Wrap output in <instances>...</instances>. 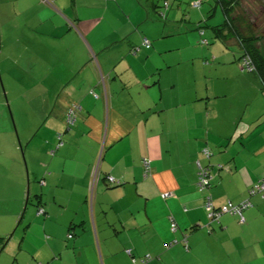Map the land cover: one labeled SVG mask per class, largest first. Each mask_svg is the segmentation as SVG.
I'll return each mask as SVG.
<instances>
[{"label": "crops", "instance_id": "0c3cea01", "mask_svg": "<svg viewBox=\"0 0 264 264\" xmlns=\"http://www.w3.org/2000/svg\"><path fill=\"white\" fill-rule=\"evenodd\" d=\"M45 1L16 2L14 8L1 3L8 26L20 13L26 19L7 37L8 46L17 49L6 56L10 90H21L27 103L39 92L45 103L39 117L51 126L37 147L40 191L34 188L45 213L30 212L15 242L19 250L26 248V262L17 253L10 259L16 248L10 247L11 231L21 221L24 198L29 202L28 180L0 100V264H133L129 249L135 257L149 254L147 264H264V196L250 197L242 223L229 213L210 221L204 205L206 194L216 207L227 200L237 203L264 177L262 85L255 81L247 90L250 99L232 101L234 87L204 86L198 73L182 77L178 66L191 58L216 77L220 65L233 62L223 53L208 57L203 49L188 59L156 47L158 40L149 49L140 43L132 52L127 34L138 21L130 15L122 29L129 31L106 34L104 15L86 11L78 0ZM42 12L48 14L40 19ZM39 44L40 67L33 61ZM233 70L237 75V67ZM71 105L78 109L74 125L66 129ZM57 132H62L61 145ZM26 140L29 146L31 137ZM204 147L209 157L201 153ZM141 157L150 159L147 174ZM197 161L212 165L211 186L204 191L195 184ZM32 228L36 245L26 247ZM184 234L187 248L180 242ZM171 240L179 242L169 246Z\"/></svg>", "mask_w": 264, "mask_h": 264}, {"label": "rangeland", "instance_id": "374dc122", "mask_svg": "<svg viewBox=\"0 0 264 264\" xmlns=\"http://www.w3.org/2000/svg\"><path fill=\"white\" fill-rule=\"evenodd\" d=\"M45 3L44 0H39ZM73 0H68L69 4ZM169 2V7L165 8L163 6L164 0H78V5L84 4L83 8L91 13L98 15H104L103 23L105 24V33L111 34L113 32H126L129 31L128 28L123 29L125 24L129 22L128 16L130 15L131 20L138 21V24L131 28L126 36L129 40L133 41L135 45V51L138 50V46L142 41V38L148 37L151 44L154 45L156 40H158V48H165L168 52H172L176 55H181L184 58L193 57L195 55H200L202 51H208L211 57L216 56L218 52L223 53L224 60L231 59L232 64L220 65L222 68L215 77L210 71L205 74L202 72L200 63L194 59L186 60L179 64V70H181L182 77L185 74L190 77L192 74L198 73L201 76L204 86L207 84L223 85L224 87L232 86L234 91L231 92L230 98L232 101H245L252 97L249 94L248 89L255 87V79L260 82V78L255 76L253 73L243 72L240 70V64L238 63V56L240 54V48L238 44L228 45L225 42L215 36L212 26L219 25L223 22V13L218 5H215L213 0H200L201 4L199 6H192V1L197 0H167ZM19 5H29L31 0H0V100L5 107V111L10 120L12 133L16 143V159L18 164L21 166L25 180H28V191L30 200L25 204V198L20 212L22 213L21 221L15 230L12 229L10 238V247L15 250L11 253L10 259H12L16 253L18 259L22 260V256H25V249L19 250L16 243L20 241L22 236L23 227L29 223L30 212L36 211V201L34 199V194L36 190L40 191V175L36 174V163L38 162L37 155L39 154L37 147L40 145V140L43 139L44 134L47 132V128L51 125H44L43 118L39 117V112L43 108L45 103L39 100L38 93H33L27 103L26 94L21 93L18 89L10 90L9 78L5 74L6 56L8 52L15 55L16 48L8 46V34L11 29L18 23L26 22L25 15L19 14L11 22L12 25L8 26L7 19L8 15L5 13L2 15L1 3L10 4V8H14V3ZM46 4V3H45ZM21 7L19 6V9ZM36 7H34L35 9ZM105 10V11H104ZM36 11L40 12L37 8ZM164 13V16L161 14ZM237 15L242 18V21H246V30L251 34H261L264 36V0H241V3L237 7ZM14 14V13H11ZM48 13L42 12L40 19L47 16ZM200 25L203 29V36H201L198 28ZM43 29L42 26H38V31ZM40 39L45 40L46 38L42 35L36 34ZM201 37L208 39V44L201 43ZM160 46L159 44H161ZM21 49L23 43L18 45ZM41 44L34 49L33 61L36 66L40 67L42 62L40 61V55L38 50L42 49ZM212 48V50H210ZM204 49V50H203ZM22 51V50H21ZM235 55V56H233ZM36 58V59H35ZM17 65L15 64L14 67ZM229 66V70H226ZM198 70L194 71V68ZM233 67H237V75L233 70ZM202 72V73H201ZM188 73V74H187ZM207 75V76H206ZM207 77V78H206ZM261 83V82H260ZM262 84V83H261ZM7 88L9 92H7ZM262 88V87H261ZM31 137V143L26 146V139ZM27 147V149H26ZM35 167V168H34ZM33 172V174H32ZM28 175V178H26ZM30 182V188H29ZM27 187V182H25V189ZM33 187V188H32ZM36 188V190L34 189ZM169 193V192H166ZM27 207V209H26ZM14 226V227H15ZM176 229V228H175ZM14 230V231H13ZM36 229L32 228L29 233L30 237L26 238L24 245H36ZM71 234V233H70ZM72 235V234H71ZM184 241V239H183ZM16 242V243H15ZM184 242H187L186 239ZM22 243V242H21ZM78 253V251H77ZM150 257H147L149 259ZM27 257L23 258V262H26Z\"/></svg>", "mask_w": 264, "mask_h": 264}, {"label": "trees", "instance_id": "16d2710c", "mask_svg": "<svg viewBox=\"0 0 264 264\" xmlns=\"http://www.w3.org/2000/svg\"><path fill=\"white\" fill-rule=\"evenodd\" d=\"M213 1L215 2V5L213 7L218 5L220 7L222 13H223V22L221 24H219V25H213L212 26L213 31L215 33V36L219 37L222 40V42H225V43H227L228 40H232V39L236 41V44H238V47L240 48V54L238 56V63L240 64V70L243 71V72L253 73L255 76L259 77L260 78V82L262 84L260 82L259 83L262 85V89L264 91V36L261 35V34H258V33L255 35V34H251V33L247 32V30H246V22L248 20L242 21V18L241 19L239 18L240 15H237V13H236L237 12V7L241 3V0H213ZM193 2H199L198 6L201 4L200 0L192 1L191 2L192 6H193ZM163 6L165 8H168L169 7V2L167 0H164ZM161 14L164 16L163 12H161ZM200 27L201 26L198 25V28H200ZM199 31H200L201 36H203V34H204L203 33V29L200 28ZM144 38H146L148 40V42H149V46L148 47H146L143 44V39ZM201 43L202 44H208L209 41H208L207 38L201 37ZM141 44L143 45V48H146V49H149L150 46H151L150 40L147 37H145V36L142 38ZM131 51L132 52H136L135 51V46H133L131 48ZM255 80L257 81V79H255ZM92 93H93V95L95 97L97 96L96 93H94V92H92ZM70 109L73 110V118H74V120H73L72 123H67V117H68L67 113H68V111ZM77 109H78V106H76V105H71L70 107L67 108V110L65 112V116H64V122H65V126H66L65 128L66 129H69L71 126L74 125L75 118H76V110ZM56 138H57L58 145H61L62 142H63L62 141V132H57L56 133ZM201 153L203 155H205L206 157H209L210 154H211V151L207 147H204V148L201 149ZM143 158H146V159L149 160L148 168H146L143 165ZM140 164H141V166L143 168V173H145V174L149 173L150 168H151L150 167V159L148 157H141ZM198 164L200 166L204 167V168L207 167L206 171H208V172H206V173H207V176L209 178L208 184H203V185H199L198 184V182H199V174H200L199 173ZM218 165H221V166H218ZM216 167L217 168H222L223 165L221 163H218L216 165ZM211 178H212V165L211 164L202 165L201 163H199V161H197V172H196V181H195L197 189L200 190V191L207 190L211 186ZM262 179H264V177L260 178L252 186H250L248 188L247 196L244 199H242L241 201H239L237 203H234V202L231 201L233 204H239V203H241L243 201H249L250 205L245 207L242 210V216H243V211L245 209H247V208L252 206V202L250 200L251 196H253L255 194H260V195L264 196V190L255 191L254 193L250 192L254 188V186L256 184H258V183H260L262 181ZM106 180L109 183L113 184V185H119V183H120V182H116L114 179H113V181H110L108 179V176L106 177ZM94 183H95V180H94V182L92 184H90L91 185L90 186L91 190L94 188ZM26 191H27V189H26ZM39 195L40 194H37V196H39ZM208 197H210V200L212 202L211 195L210 194H206L204 196V205L205 206H206V202H207V198ZM29 198L30 197L28 196V201L30 200ZM227 201H230V200H227ZM36 205H37V210L39 208H42V210H43L42 212L38 213L39 215L45 213V208H44V206H42V204L36 203ZM212 205H213V202H212ZM213 207L216 208V206H214V205H213ZM207 208H209V207H207ZM209 211H210V208H209V210L206 213L207 218H208V212ZM229 214L236 215L238 217V221H239V215L238 214H233V213H229ZM20 217H21V215H20ZM219 217L215 218V219H209V218L208 219L210 221L218 220ZM243 218H244V216H243ZM242 222H244V220ZM242 222H240V223H242ZM173 224H174V226L176 228V223L174 221H172L170 223V228H171V230L174 231L175 228L174 229L172 228ZM186 237H187V234H184L182 240H180V242L183 244V246L185 248H187V242H184ZM183 239H184V241H183ZM178 242H177V240H171L168 244L170 246V245L176 244ZM126 252H127L128 255H130L131 261H132L133 264H147V262L151 258V256L149 254H145V255H142V256H139V257H135L131 253L130 249L126 250ZM146 257H150V258L147 259L145 263H142V259H144Z\"/></svg>", "mask_w": 264, "mask_h": 264}, {"label": "built area", "instance_id": "2783aa9c", "mask_svg": "<svg viewBox=\"0 0 264 264\" xmlns=\"http://www.w3.org/2000/svg\"><path fill=\"white\" fill-rule=\"evenodd\" d=\"M199 2H193V6H198ZM143 44L148 47L149 46V42L146 38L143 39ZM67 123H72L74 118H73V110L70 109L67 113ZM148 164H149V160L146 158H143V165L148 168ZM221 166V165H218ZM198 168H199V185H203V184H208V176L207 173V167L204 168L202 166H200L198 164ZM94 174L96 176V171H94ZM95 178H92L91 184L94 182ZM108 179L110 181H113V177L108 176ZM43 181H41L42 183ZM264 190V179H262V181L258 184H256L254 186V188L250 191L251 193H254L255 191H262ZM167 194V193H166ZM250 203L249 201H243L239 204H233L231 201H227L225 204H222L218 207H213L212 202L210 200V197L207 198V202H206V206L210 208V211L208 212V218L209 219H215L218 218L220 215L224 214V213H233V214H238L239 215V221L242 222L244 220L243 216H242V210L249 206ZM42 208L38 209V213L42 212ZM173 229L175 228L174 224L172 225ZM72 235L69 233L68 237H71ZM147 260V257L142 259V263H145Z\"/></svg>", "mask_w": 264, "mask_h": 264}, {"label": "water", "instance_id": "95a60500", "mask_svg": "<svg viewBox=\"0 0 264 264\" xmlns=\"http://www.w3.org/2000/svg\"><path fill=\"white\" fill-rule=\"evenodd\" d=\"M26 192H27V196H29L28 185H27V191Z\"/></svg>", "mask_w": 264, "mask_h": 264}]
</instances>
